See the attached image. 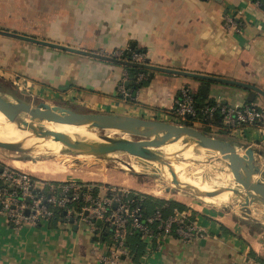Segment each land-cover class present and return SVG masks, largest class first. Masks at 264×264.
Wrapping results in <instances>:
<instances>
[{"label":"crops","instance_id":"1","mask_svg":"<svg viewBox=\"0 0 264 264\" xmlns=\"http://www.w3.org/2000/svg\"><path fill=\"white\" fill-rule=\"evenodd\" d=\"M239 11L242 32L226 31L224 17ZM0 30L105 55L133 46L152 65L249 83L264 92V10L253 0H0ZM125 73V66L0 36V81L24 82L27 96L45 104L172 123L180 90L195 95L199 89L190 79L154 73L133 99L124 100L117 87ZM209 90L214 102L246 104V91L219 84ZM252 104L264 110L259 95ZM229 139L264 145V127L243 128ZM190 212L203 237L191 243L169 238L138 264H256L252 255L264 260L259 230L227 213ZM50 223L16 231L0 212V264H102L103 250L85 226ZM118 264L135 263L122 258Z\"/></svg>","mask_w":264,"mask_h":264},{"label":"built area","instance_id":"2","mask_svg":"<svg viewBox=\"0 0 264 264\" xmlns=\"http://www.w3.org/2000/svg\"><path fill=\"white\" fill-rule=\"evenodd\" d=\"M253 5L261 7L259 1H253ZM240 13L224 17L223 28L226 31L233 34L242 32L244 25L237 19ZM122 53L116 51L109 56L121 60ZM145 59V53H135L130 62L144 64ZM18 82L14 81L13 85L21 90L24 86L18 85ZM125 82L126 73L117 92L127 100L130 93L125 88ZM171 117L172 124H184L177 121L197 122L208 128H216L223 132L222 137L228 139L243 128L264 127V110L256 105L214 102L198 107L188 88L178 93ZM132 192L126 188L98 187L77 180L42 179L11 165L0 164V212L13 230L26 225H46L55 217L59 218V226L69 229L85 226L92 235L93 243L103 250L102 264H118L122 258L130 259V251L125 244L130 230L139 233L146 251L157 249L169 238L191 243L203 237V231L197 226L190 210L175 208L167 216L156 210L152 215L144 216L140 203L131 197ZM106 235L111 236L103 240Z\"/></svg>","mask_w":264,"mask_h":264},{"label":"water","instance_id":"3","mask_svg":"<svg viewBox=\"0 0 264 264\" xmlns=\"http://www.w3.org/2000/svg\"><path fill=\"white\" fill-rule=\"evenodd\" d=\"M0 36L50 49H55L58 51L73 53L76 55L110 62L116 65L144 70L149 72L150 77H152L154 73H160L187 78L192 81L198 82V92L202 97L209 94L210 85L206 84L207 82L211 84L234 87L246 91L247 103H253L257 95H259L264 100V92L255 85L249 83H243L236 80L212 76L208 74L155 66L152 64L122 61L107 55L87 52L70 46H64L45 40H39L29 36H22L4 30H0ZM131 48L133 49V46H131ZM127 84L128 83L125 82V86H127ZM222 104L226 103L223 102ZM0 114L3 115L9 123L13 124L17 130H20L22 132H29L32 137L48 140L51 139L55 143L60 144L61 150L65 155L73 157L104 158L109 155L126 154L130 157L142 159L150 164L165 168L171 176L172 185L178 189H181L187 193H192L193 195L199 197H218L222 193H219L217 191H200L196 188L182 183L178 179L177 175L173 172L171 167L168 165V160L160 158L159 155L153 151L167 141H192L196 145H199L218 155L220 162L231 164L232 166L240 170V172L247 178L249 183L248 185H245L243 187L242 191H231L232 199L238 198L240 196L264 197V170L260 168L256 160H254V158L252 157L254 151L251 148L241 146L245 150L244 155H241L238 150V145L235 141L214 138L206 134L205 132H201L193 127L175 125L167 122L145 120L126 115L98 114L92 112L78 113L66 107L55 105L50 106L42 102L32 107L30 104L19 101L17 99L8 100L1 94ZM48 119L57 120L60 122L76 123L78 125H94L102 129L126 130L132 132L133 134L149 137V139L143 141H131L128 139L110 141L103 137H98L96 140H88L84 138L72 139L71 136H66L63 133L47 131L33 122L35 120L41 121ZM64 137L67 138L65 141L63 140ZM10 145H12V143H3L0 141V148L7 151H14L9 149ZM80 147H86L88 150L86 152L76 151V149ZM259 155L262 154L259 153ZM26 214H28L27 211ZM255 223L257 226L264 229V225H262L260 222ZM99 224L100 222L98 221L97 225ZM73 229L76 230V226H74ZM105 234L106 233H104V235Z\"/></svg>","mask_w":264,"mask_h":264},{"label":"rangeland","instance_id":"4","mask_svg":"<svg viewBox=\"0 0 264 264\" xmlns=\"http://www.w3.org/2000/svg\"><path fill=\"white\" fill-rule=\"evenodd\" d=\"M100 54L105 55L104 53ZM18 85H23L24 87L19 90V88L17 86H14L13 83L0 81V94L8 100L17 99L19 101L30 104L32 107L41 102L37 98L32 99L31 97H28L29 91H26V86L24 82L19 81ZM46 104L50 106L55 105L65 107L64 104L60 103ZM66 108H70V110L78 113L90 112L86 109L77 107L75 108L74 106L71 107L69 105H66ZM177 122L185 124L186 121ZM190 124L193 128L201 132H205L204 129L208 128L197 122L190 121ZM81 132L84 133L86 136H103L102 134L106 133L100 130H82ZM205 133L208 135L210 134V136L214 138L233 141L232 139L222 137L220 131H218L216 128H208L207 132ZM121 138L128 139L131 141H137L136 137L121 135ZM236 144L238 145V150L241 155H244L245 153V150L241 146L251 148L254 151L252 157L254 158V160H256L260 168L264 170L263 144H260L258 141L250 140H242L241 143L236 141ZM27 145L25 146V148L19 150L9 148L14 151H7L5 149L0 148V164L9 166L11 165V160L53 161L56 164L66 168L65 175L59 180H77L84 183H91L98 187L116 186L118 188H126L130 191L155 197L157 199H162L165 201H175L177 203L185 205V209H195L204 211L203 213H205V215L210 214L213 210L217 212L227 213L232 215L234 218L240 219L246 224V226L249 227V229L259 230L260 233L264 236V229L260 228L255 223L259 221L262 223V225L264 224V213L261 215L259 214V211L264 212V206H257V204L231 203L225 200H220L218 198H214L213 200L208 199L211 200L209 201V203H213L214 206H212V204L210 205L203 202V200H207L206 198L203 197L200 199L192 193H187L181 189H178L163 177H159L158 175L130 173L133 170H142V168L140 163L138 162L139 159L136 158V160L134 159V157H130L126 154L109 155L104 158L73 157L65 155L63 152H49L44 150L46 148H49L50 146V144L47 142L43 143L41 146L38 144ZM166 146L168 147L170 145ZM153 151L159 154V157H163L165 155L169 156V158L163 157L162 159L168 160L167 163L172 170L174 166L170 164L174 162L177 168L179 169L175 171L173 170V172H175V174L177 176H180L181 178H185V176L181 174L184 169H186L188 173L197 172L198 174H200L201 172H204L210 176H217L220 171L219 166H222L219 160H215L211 154L209 155L206 153H202V155H196V152L193 150V152L191 151L189 153L175 152L169 147L167 150V148H164L161 145ZM259 153H261L262 155H259ZM36 177L41 178L38 175H36ZM196 179L198 180H194L193 182H200L208 185L211 184L210 180H208L206 177ZM153 189L161 191L162 194L159 197L152 195L150 193V190ZM232 190H236V188ZM147 191L149 194L147 193ZM234 212H237V214H235ZM110 236L111 235H109L107 238H109Z\"/></svg>","mask_w":264,"mask_h":264},{"label":"bare ground","instance_id":"5","mask_svg":"<svg viewBox=\"0 0 264 264\" xmlns=\"http://www.w3.org/2000/svg\"><path fill=\"white\" fill-rule=\"evenodd\" d=\"M33 122L36 125L42 127L43 129H45L47 131L63 133L66 136H69V137L71 136L72 139L84 138V139H88V140H96L98 137H103V138L108 139L110 141L111 140L116 141V140L122 139L121 135L122 136L136 137L137 141H143V140L149 139V137L133 134L132 132H129L126 130L102 129V128L96 127L94 125H78L76 123L60 122V121L52 120V119L41 120V121L35 120ZM82 130H100V131H104L106 133L102 134L103 136H86L84 133L81 132ZM66 139H67L66 137L63 138L64 141ZM0 141L3 143H12V145H10L9 148L17 149V150L25 148V146L27 144H38L41 146L43 143L47 142L50 144V146H49V148H46L44 150L49 151V152H60V153L63 152L61 150L60 144L55 143L51 139L48 140V139L32 137V135L29 132H22L20 130H17L14 127V125L9 123L4 118V116L1 114H0ZM165 144L170 145L168 147L175 152L189 153L193 150L196 152V155H202V153H206L209 155L211 154L215 160H219L218 155L214 154L210 150H207V149H205L199 145H196L192 141H186V140L167 141L164 143V145L162 144V146L164 148H167V150H168V147ZM34 147H36V146H34ZM194 149H198V150H194ZM87 150L88 149L86 147H80V148L76 149V151H80V152H84V151L86 152ZM163 157L169 158V156H167V155H165ZM163 157L160 156V158H163ZM88 158H91V157H88ZM134 159H136V158H134ZM138 162L140 163L142 170L141 169H140L141 171L140 170H133L130 173L158 175L159 177H163L168 182L171 183V176L165 168H162L161 166H158V165L150 164L147 161L142 160V159H139ZM10 163H11V166H13L14 168L25 171L31 175H34V176L38 175L42 179H47V180H59L66 173V168L56 164L53 161H49V160H46V161H33V160H29V161L14 160L13 161V160H11ZM220 164L223 167L219 166L220 171H219L217 176H210L204 172H201L200 174H198L197 172H195V173L189 172L188 173L186 171V169H184V171H182L181 174L183 176H185V178L184 177L181 178L180 176H177V177L182 183L187 184V185H189L193 188H196L200 191H217L219 193H222L218 197H208V196L199 197V196H197V198H200V199L203 197L206 198L207 200H203V202L210 204V205L212 204V206H214L213 203H209V201L213 200L214 198H218L220 200H225V201L231 202V203L257 204L259 206H264V197L263 196H256V197L240 196L238 198L232 199V194H231L232 193L231 191H233L232 189L236 188V190L242 191L243 187L245 185H248L249 182H248L247 178L240 172V170H238L237 168H235L231 164H227V163L225 164L222 162H220ZM170 165L174 166V168H173L174 171L179 169V168H177V166L174 162H172V164H170ZM202 177H206L208 180H210L211 184L208 185V184H204V183H200V182H193L194 180H198L196 178L200 179ZM147 193H148V191H147ZM150 193L156 197H159L162 194L161 191L155 190V189L150 190ZM208 199H211V200H208Z\"/></svg>","mask_w":264,"mask_h":264},{"label":"trees","instance_id":"6","mask_svg":"<svg viewBox=\"0 0 264 264\" xmlns=\"http://www.w3.org/2000/svg\"><path fill=\"white\" fill-rule=\"evenodd\" d=\"M253 1H259L261 4V9L264 10V0H253ZM135 53H145L142 49H129L126 51H123L121 55V60L122 61H131V56L132 54ZM144 64H151L150 61L146 58L144 61ZM126 74H127V86L125 87L126 90L130 93V97L127 100L133 99L134 95L136 92H138L140 89L145 87L148 82L150 81L151 77L149 76V72L136 69V68H131V67H125ZM142 75V78L139 79V76ZM213 76V75H212ZM205 83V82H204ZM202 84V83H201ZM211 85V83H207ZM234 88V87H233ZM238 89V88H236ZM242 90V89H239ZM244 91V90H243ZM118 96L121 97V95L118 93ZM178 96V95H177ZM194 103L196 106L201 107L203 105L207 104H213L214 101L210 100L208 95L202 97L199 95V92L193 95ZM246 104H250L247 103ZM216 125H218L217 121L215 122ZM188 127H192L190 122H186L183 124ZM208 128H205L204 131L207 132ZM220 134L222 135L223 132L220 131ZM131 197L133 199H136L141 206V209L143 210L144 216H150L152 213L156 210H160L164 216L169 215L173 209H178V210H184L185 205L177 203L175 201H165L162 199H157L155 197H151L148 195H144L141 193H136L132 192ZM263 211H259V214H263ZM59 221V218L55 217L50 225L51 227H55L57 225V222ZM109 235H106L103 237V240H107ZM126 246L129 249L130 253V260L132 263L138 264L139 260L142 258V256L146 252V246L145 244L140 240L139 233L135 230H130L129 234L126 237ZM252 258H254V262L256 264H264V260L260 258H255V256L252 255Z\"/></svg>","mask_w":264,"mask_h":264}]
</instances>
